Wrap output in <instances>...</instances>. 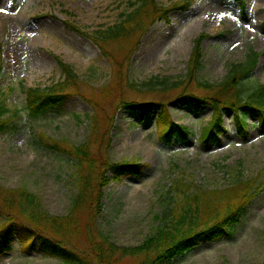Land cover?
Listing matches in <instances>:
<instances>
[{
	"label": "rangeland",
	"instance_id": "374dc122",
	"mask_svg": "<svg viewBox=\"0 0 264 264\" xmlns=\"http://www.w3.org/2000/svg\"><path fill=\"white\" fill-rule=\"evenodd\" d=\"M156 1L164 6L185 1L189 6L170 13L169 22L156 21L134 46L139 33L105 45L93 43L68 24L98 37L130 13L135 0H0V117L8 121L0 133V191L25 187L37 199L41 216L69 214L77 197V161L43 149L37 143L38 132L74 146L88 140L91 152L110 164H138L139 173L130 176H116L107 167L92 170V185L99 174L107 184L90 187L85 203L73 213L72 232L58 235L74 250L87 252L103 238L119 249L140 246L159 226L155 215L167 203L165 191L183 175L187 184L192 180L208 191L234 183L246 189L244 183L250 182V201L229 237L201 244L163 264H263L264 118L261 122L246 117L243 139L233 111L222 110V131L203 143L200 134L212 107L201 106L196 112L175 99L183 93L210 96L199 83L221 84L251 53L259 55L257 64L238 90L247 97L264 85V0ZM200 33L208 38L201 44L200 67L189 80V57ZM35 55L43 59L36 63ZM55 58L70 67L75 81L64 89L62 103L31 118L26 90H46L64 80ZM164 79L167 84L160 85ZM173 83L178 86L170 88ZM120 102L151 110L123 109ZM94 112L99 121L90 136ZM163 113L189 130L186 140L161 139ZM0 213L1 224L6 213L1 208ZM25 223L17 219V224ZM9 243L0 264H61L35 248L24 250L15 233ZM132 263L129 258L117 262Z\"/></svg>",
	"mask_w": 264,
	"mask_h": 264
},
{
	"label": "trees",
	"instance_id": "16d2710c",
	"mask_svg": "<svg viewBox=\"0 0 264 264\" xmlns=\"http://www.w3.org/2000/svg\"><path fill=\"white\" fill-rule=\"evenodd\" d=\"M130 6L133 8L130 13L121 16L123 19L117 25L99 32L98 37H89L72 24H68V27L86 36L93 43L105 45L108 42L125 41L139 33L134 43L136 46L140 37L156 21L169 22L170 13L187 9L189 3L182 1L164 6L158 4L156 0H135ZM206 38H208L207 34L200 33L193 41L188 62L187 78L189 80L193 79L200 67L201 44ZM258 57V54L251 53L244 64L233 66L228 77L219 85L199 83V87L211 92L210 96L199 98L183 93L175 99V102L180 106L189 107L196 112L201 106L212 107L211 118L200 134V140L203 143L214 140V137L222 131V110L233 111V121L237 133L243 139L247 136L246 117L253 116L262 122L264 118V85L253 89L247 97H242L238 90L242 80L247 79L255 69ZM55 60L64 80L46 90L32 88L26 90V110L31 118H37L62 103L67 96L64 94V89L69 86V82L75 81V75L70 67L57 58ZM119 67L122 65L119 64ZM159 84L165 85L167 80L164 79ZM149 85L154 86L153 83ZM171 85L170 88L178 86L177 83ZM119 105L127 110H151V106L133 104V102H120ZM98 118L95 112L89 118L91 121L90 136L97 131ZM159 120L163 125L161 139L169 141L175 137L184 141L189 136L190 132L187 128L168 121L164 117V113ZM7 123V120L3 121L0 117V133L5 130ZM36 136L37 143L43 149L65 153L77 161V197L66 217H44L40 214L42 210L37 199L27 192L25 187L0 191V208L6 213L4 221L0 224V255L9 250L10 237L12 233H15L24 250L35 248L37 253L47 258H54L61 264H117L120 259L124 258L132 260V264L169 263L188 254L201 244L229 237L231 227L237 224L242 210L250 201L248 195L252 186L250 182L244 183L246 189L234 183L225 189L208 191L197 186L192 180L190 184H187L183 175L178 181L172 182L168 190L165 191L167 203L162 213L155 215L159 226L140 246L119 249L103 238L102 242L93 244V250L80 252L66 244L63 238H58V235L65 236L64 233L72 232L73 221H75L72 218L73 213L85 203V193L90 190V187L95 188L107 184L104 174H99V178L92 185V170L102 172V169L107 167L116 176H130L137 175L140 166L127 162L110 164L100 160L101 158L98 159L89 149L88 140L80 146H74L65 139L53 140L42 132H38ZM15 197H17V201L13 199ZM0 216L2 217L1 213ZM22 218L27 226L17 224V219L21 220ZM12 223L15 225L12 226Z\"/></svg>",
	"mask_w": 264,
	"mask_h": 264
},
{
	"label": "bare ground",
	"instance_id": "6f19581e",
	"mask_svg": "<svg viewBox=\"0 0 264 264\" xmlns=\"http://www.w3.org/2000/svg\"><path fill=\"white\" fill-rule=\"evenodd\" d=\"M43 58L40 55H35V58H33V60H35L36 63H39Z\"/></svg>",
	"mask_w": 264,
	"mask_h": 264
}]
</instances>
